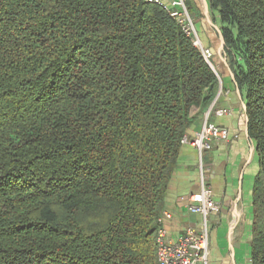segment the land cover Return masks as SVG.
I'll list each match as a JSON object with an SVG mask.
<instances>
[{"label": "trees", "instance_id": "trees-1", "mask_svg": "<svg viewBox=\"0 0 264 264\" xmlns=\"http://www.w3.org/2000/svg\"><path fill=\"white\" fill-rule=\"evenodd\" d=\"M258 170L264 264V0H209ZM220 88L145 0H0V264H158L180 141Z\"/></svg>", "mask_w": 264, "mask_h": 264}, {"label": "crops", "instance_id": "crops-1", "mask_svg": "<svg viewBox=\"0 0 264 264\" xmlns=\"http://www.w3.org/2000/svg\"><path fill=\"white\" fill-rule=\"evenodd\" d=\"M186 2L194 15L203 44L211 48L214 54L212 62L223 90L215 109L229 111L224 116L212 114L210 122L227 128L233 136L227 143L214 142L212 150L202 157L205 183L212 189L213 200L220 205L219 212L210 218L209 263L251 264V194L258 162L254 143L248 134L246 105L221 44L217 13L210 10L209 0ZM201 122L190 129L189 137L199 129ZM199 190L197 151L189 145L181 146L178 166L169 182L163 209L170 214V219H166L163 226L173 240L188 227H200V216L187 209L190 196Z\"/></svg>", "mask_w": 264, "mask_h": 264}, {"label": "built area", "instance_id": "built-area-1", "mask_svg": "<svg viewBox=\"0 0 264 264\" xmlns=\"http://www.w3.org/2000/svg\"><path fill=\"white\" fill-rule=\"evenodd\" d=\"M163 9L168 16L180 27L192 45L198 49L205 62L216 73L213 65V51L205 46L199 35L195 20L190 14L186 0H145ZM219 79V77H218ZM218 94L209 109L204 113L199 129L192 137L184 136L180 144L193 147L198 154L200 190L190 196L187 209L190 213L200 216L201 225L198 229L188 227L177 239L169 237L163 223L170 219V214L162 211L157 220L158 228L155 234V248L158 264H210L209 235L211 229L210 218L219 212L220 205L213 200L212 189L206 185L203 173L202 157L212 150L214 142H229L233 136L223 126L210 122L212 114L224 116L229 114L226 109H215L219 96L223 93L221 80Z\"/></svg>", "mask_w": 264, "mask_h": 264}, {"label": "rangeland", "instance_id": "rangeland-1", "mask_svg": "<svg viewBox=\"0 0 264 264\" xmlns=\"http://www.w3.org/2000/svg\"><path fill=\"white\" fill-rule=\"evenodd\" d=\"M190 14H191V16H192V18L195 20V18H194V15L190 12ZM195 23H196V21H195ZM218 28L220 29V24L218 25ZM204 115V114H203ZM203 118V117H202ZM251 179H253V178H251ZM252 182H253V180H252Z\"/></svg>", "mask_w": 264, "mask_h": 264}, {"label": "water", "instance_id": "water-1", "mask_svg": "<svg viewBox=\"0 0 264 264\" xmlns=\"http://www.w3.org/2000/svg\"><path fill=\"white\" fill-rule=\"evenodd\" d=\"M220 36H221V44H222V47H224L223 37H222V35H220Z\"/></svg>", "mask_w": 264, "mask_h": 264}]
</instances>
